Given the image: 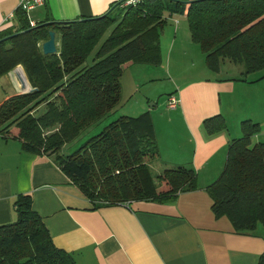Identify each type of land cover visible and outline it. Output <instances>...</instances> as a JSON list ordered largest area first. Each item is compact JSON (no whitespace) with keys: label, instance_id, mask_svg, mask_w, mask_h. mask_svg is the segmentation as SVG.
<instances>
[{"label":"trees","instance_id":"obj_1","mask_svg":"<svg viewBox=\"0 0 264 264\" xmlns=\"http://www.w3.org/2000/svg\"><path fill=\"white\" fill-rule=\"evenodd\" d=\"M120 4L112 3L99 16L42 20L33 26L17 9L14 24L0 30V77L19 65L34 89L0 103V137L17 140L23 151L47 155L92 208L129 201L168 202L197 187L195 171L188 166L151 174L148 163L157 156V148L146 111L119 115L70 153L60 152L117 105L122 68L161 63L159 36L165 13L184 17L189 39L203 54L208 70L217 72L226 60L241 66L240 80L256 71H261L257 79L264 77V0ZM49 30L58 46L54 53L43 54L40 44ZM93 50L92 63L79 67ZM201 124L208 135L225 129L219 114ZM240 128L241 136L227 145L223 169L205 187L212 216L225 217L237 233L264 226V141L250 142L259 131L257 123L242 120ZM12 206L15 220L0 225V264H75L69 253L53 245L28 193L16 194ZM256 264H264V251Z\"/></svg>","mask_w":264,"mask_h":264},{"label":"crops","instance_id":"obj_2","mask_svg":"<svg viewBox=\"0 0 264 264\" xmlns=\"http://www.w3.org/2000/svg\"><path fill=\"white\" fill-rule=\"evenodd\" d=\"M119 1L123 0H44L30 17L34 22L94 17ZM16 11V0H0V30L14 24ZM164 17L159 65L169 73L189 72L183 71L182 60L188 55L193 69L203 54L190 41L183 16L178 20L175 14L165 13ZM19 67L18 77L26 87ZM131 67L121 69L120 98L125 73L134 90L153 79L147 70L134 82ZM259 75L240 80L202 72L178 83L173 80L166 96H176L174 109H166L165 103V112L153 104L141 109L150 116L157 148L150 169L159 174L164 168L188 166L196 174V189L179 192L168 202L129 201L92 208L47 155L23 151L17 140L0 137V225L15 220V195L28 193L53 245L69 253L75 264H256L264 251V226L234 232L225 217L212 216L205 187L223 169L227 145L241 136L242 120L258 124L254 142L264 138V77L257 79ZM14 77L12 71L0 77V103L19 93ZM145 96L148 101L152 98L150 92ZM216 114L223 118L225 129L208 135L202 120Z\"/></svg>","mask_w":264,"mask_h":264},{"label":"rangeland","instance_id":"obj_3","mask_svg":"<svg viewBox=\"0 0 264 264\" xmlns=\"http://www.w3.org/2000/svg\"><path fill=\"white\" fill-rule=\"evenodd\" d=\"M116 9H117V11L121 10L120 7L116 8ZM175 15L178 18V20L183 19L182 15H179V14H175ZM54 39H55V47L57 48L58 43L56 41V36ZM193 46H195V48H197V50H199L198 46L196 44H193ZM94 51L95 50L91 51L86 56L85 60L83 61V63L79 67H85V66H88L92 63V57H93ZM190 62H191V59L188 55L182 60L183 71L188 69L189 72H178V70L175 69L171 73L167 72V68H165L164 65L160 66V65H145V64H140V63H134L133 67H131L129 69L130 78L133 79L134 82H136L138 79H140L142 76H144L145 75L144 73L147 70L152 72L153 79L151 81H143L142 83L140 81L141 84L139 85L138 89L136 87L137 90H134L133 85L131 88L129 87L128 76H127V73H125L121 78V83L123 85L122 96H121V98H119L117 105L112 110V111H114V115H113V113L111 114V112H112L111 111L110 113H108L107 115L102 117L99 121L91 124L90 126L86 127L85 129H83L74 140L63 145L60 152L65 153V154L70 153L76 147H78L82 142H84L86 139L97 134L102 129V127L104 125H106L108 122H110L113 119H115L116 117H118L120 115V113H122V114L125 113L124 115H127V116H136L143 111L141 109L151 107L150 106L151 104L156 105L159 111L162 110L163 112H165L164 110H166V109H163L164 103H165V97H166V94L171 89V83L173 82V80L176 81V83H178V82H180V80H183L184 78L189 77V76L199 77L202 75V72H204L208 77H210V76H218V77H227V76H229V77H234V76L240 77V76H242L240 74V70H242L241 66L240 65H233L231 63H228L226 60H223L220 63L219 70L215 73H212L206 69L204 62H203V55H202V59H200V62L199 61L195 62V67H193V69L190 68V64H189ZM20 70L22 71L21 68H20ZM201 70H202V72H201ZM260 73H261V71H256L253 73H249V74L245 75L244 77L246 79H252V78L258 76ZM24 78H25V76H24ZM15 81H16V79H15ZM25 82H26V89H27L28 83H27L26 79H25ZM14 84H15L16 89H17L18 88L17 82L16 83L14 82ZM18 92L21 93L22 91L18 90ZM149 92L151 93L152 98L148 101V100H146L147 98L145 96V93H149ZM230 123L231 122L229 121V124ZM237 130H239V126H237ZM239 133H240V131H239ZM253 139L254 138L251 136V138H250L251 143L254 142ZM262 139H264V138H259V141H262ZM157 173H158L157 170L153 169V167H152L151 174L153 176H155ZM258 227H259V225H258Z\"/></svg>","mask_w":264,"mask_h":264},{"label":"built area","instance_id":"obj_4","mask_svg":"<svg viewBox=\"0 0 264 264\" xmlns=\"http://www.w3.org/2000/svg\"><path fill=\"white\" fill-rule=\"evenodd\" d=\"M140 0H123L120 4L122 7L133 6L137 4ZM44 0H16V8L21 10L26 18L29 26L34 25V20L30 17V12L35 8H38L43 5ZM177 98L174 94H168L165 99V108L172 110L177 105Z\"/></svg>","mask_w":264,"mask_h":264},{"label":"water","instance_id":"obj_5","mask_svg":"<svg viewBox=\"0 0 264 264\" xmlns=\"http://www.w3.org/2000/svg\"><path fill=\"white\" fill-rule=\"evenodd\" d=\"M47 35H48L47 39L44 40L43 42H41V44H40V49H41V52L43 54H51V53H54L55 50H56L53 31L49 30L47 32ZM11 71L13 72V74H14V76L16 78V81H17V84H18V90L22 91L21 93L34 90L33 88H30L29 85H28V88L25 90V84H24L23 80H21L18 77V74H17V71H16V67L13 68ZM42 108H43V106L39 107L38 111L34 115V118H37L39 116V114L41 113Z\"/></svg>","mask_w":264,"mask_h":264},{"label":"bare ground","instance_id":"obj_6","mask_svg":"<svg viewBox=\"0 0 264 264\" xmlns=\"http://www.w3.org/2000/svg\"><path fill=\"white\" fill-rule=\"evenodd\" d=\"M17 68H18V67H17ZM15 79H16V78L14 77V81H15ZM16 82H17V81H15V83H16ZM25 89H26V87H25Z\"/></svg>","mask_w":264,"mask_h":264}]
</instances>
